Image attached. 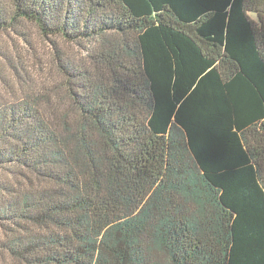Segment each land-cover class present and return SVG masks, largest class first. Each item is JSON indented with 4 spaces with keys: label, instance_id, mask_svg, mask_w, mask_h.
I'll return each instance as SVG.
<instances>
[{
    "label": "trees",
    "instance_id": "trees-1",
    "mask_svg": "<svg viewBox=\"0 0 264 264\" xmlns=\"http://www.w3.org/2000/svg\"><path fill=\"white\" fill-rule=\"evenodd\" d=\"M79 58L68 102L0 100V253L264 264V0H0Z\"/></svg>",
    "mask_w": 264,
    "mask_h": 264
},
{
    "label": "rangeland",
    "instance_id": "rangeland-1",
    "mask_svg": "<svg viewBox=\"0 0 264 264\" xmlns=\"http://www.w3.org/2000/svg\"><path fill=\"white\" fill-rule=\"evenodd\" d=\"M17 31L0 32V100L11 101L24 95L25 90L31 95H46L48 111L66 108L68 102L63 95L51 41L61 57L79 58L81 51L60 38L45 39L30 23L21 25ZM0 264L18 263L0 253Z\"/></svg>",
    "mask_w": 264,
    "mask_h": 264
}]
</instances>
